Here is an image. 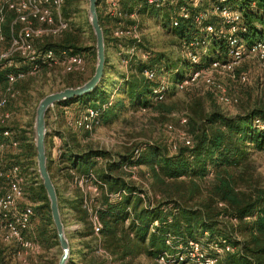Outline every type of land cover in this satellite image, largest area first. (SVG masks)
<instances>
[{
  "label": "trees",
  "instance_id": "trees-1",
  "mask_svg": "<svg viewBox=\"0 0 264 264\" xmlns=\"http://www.w3.org/2000/svg\"><path fill=\"white\" fill-rule=\"evenodd\" d=\"M117 1L122 17L111 16L107 12L106 0L98 2L99 21L104 30L106 44V65L100 86L91 93L60 102L55 107L67 109L71 105L80 104L82 109L75 115L79 116L87 109H95L107 103L116 89L115 87L105 90L106 84L113 82L111 80L115 73V67L109 63L107 53L110 48L118 51L121 43L128 46L133 44L131 39L121 40L115 37L114 29L120 24L126 27L135 24L136 20L130 18L133 13L140 16L150 13L159 14L163 11L147 5V0ZM212 1L203 0L196 8L191 6L192 18L199 12L210 9L213 6ZM183 4L187 3L181 0L179 5ZM228 4L233 10H238L242 14L246 32L241 31L240 36L247 46L250 47L258 41L264 42V33L258 31L254 25V22L264 23V0H229ZM172 10H168V15L163 21L168 30L177 34L180 44L198 34L193 19L180 20L178 27H171ZM11 20L12 18L9 17L5 24L7 35H9ZM215 21L216 19L213 18V22ZM138 22L141 30L140 20ZM50 38L53 37H48L37 45L42 49H52L58 54L68 51L85 58L83 53L87 51V48L83 46L80 37L74 33L66 30L59 36L60 39L56 43H49ZM140 46L145 49L144 40ZM221 48L224 51L223 45ZM148 53L150 56L146 62L138 61L131 64L128 73L121 75L123 82L114 96V104L101 117L102 125L128 109L126 100L130 107L135 109L147 107L151 110L157 107L162 112L173 110L172 105L164 102L176 92L164 102L154 105L152 89L156 81L145 79L142 75L143 70L164 66L166 72L172 73L177 79L191 65L182 58L183 65L173 70L160 62L161 59L153 53ZM94 55L97 58L96 51ZM17 60L20 64L22 63L21 59ZM120 61L123 64L122 57ZM29 68L30 66L25 64L20 70L28 71ZM48 68L52 67L44 66L41 70ZM8 71L0 67L1 93L8 85ZM86 72L69 74L85 75ZM90 78L78 80L77 85H82ZM20 81L15 84L19 94L17 84ZM68 86L76 87L70 80ZM257 87L256 95L249 91L248 98L235 94L238 98L236 113L226 112L213 93L205 92L201 95L192 88L186 89L187 98L184 108L187 122L183 128L189 136L190 144L179 141L176 151H173L170 140L165 139L159 143H148L144 147L142 144H132L114 155L109 150L86 143V139L90 136L88 131L74 129L67 134L64 131L60 132L59 135L64 137L66 134L67 139L62 144L61 153L56 159H50L48 155V170L54 184L55 179L60 177L67 188L74 192L73 199L62 200L60 190L55 185L60 209H63V205L70 207L75 222L82 225V228L76 230L74 235L86 239L84 248L87 250L83 261L74 262L70 259L68 264H99L95 253L99 246V239L101 248L114 261L122 264H137L138 259L144 258L147 264H159L158 256L170 249L167 244L169 235L184 240L226 239L236 250L234 253H227L223 257L222 264H264V178L258 172L253 157L255 153L264 154V73H260ZM63 114L66 115V111ZM257 119L262 122L259 127L255 126ZM1 129H10L13 137L18 140L8 124ZM19 131L21 141L18 140L19 152L14 155L16 162L0 167L9 168L19 165L18 162L21 161L24 162V169L20 165L23 171L32 175L31 182L26 187V193L31 202L37 204L34 210L40 215L35 226V241L44 250H48L59 246L57 231L40 176L38 172L37 174L35 171L31 172L33 169L31 167L36 165L35 143L29 138L27 130L19 129ZM32 133L34 135V130ZM139 148H142L140 155L133 161L135 150ZM100 160H106V162L100 163ZM131 163L139 166L137 174L140 181L146 184L145 189H142L143 183L134 180L132 174L124 171V165ZM53 165L56 167V176L53 173ZM90 171L97 173L99 178L107 184L109 191L124 189L128 193L122 201L112 203L105 191H102L98 210L103 224L100 237L93 233L88 214L83 208L81 192L72 187L75 175L88 174ZM141 191L146 194L145 200L139 196ZM156 221L158 225L154 226ZM3 242L0 241V264H11L15 253ZM33 262L42 264L36 260ZM57 263L58 261H53L50 264Z\"/></svg>",
  "mask_w": 264,
  "mask_h": 264
},
{
  "label": "built area",
  "instance_id": "built-area-1",
  "mask_svg": "<svg viewBox=\"0 0 264 264\" xmlns=\"http://www.w3.org/2000/svg\"><path fill=\"white\" fill-rule=\"evenodd\" d=\"M67 0H0V67L9 70L7 73L8 85L0 94V159L7 147L17 149L20 142L13 137L10 129H1L6 126L12 118V113L7 111L8 104L16 99L19 92L15 84L25 79L28 75H34L42 67H53L62 65L66 73H85L87 65L85 58L80 54L63 51L58 54L52 49L39 47L35 40L44 42L48 37L60 36L69 29V22L64 16V6ZM187 4L179 5L181 0H147L146 3L152 8H173L171 13V27H178L180 20H194L198 34L189 41L181 43L182 58L191 65L184 70L181 77L172 79L166 72V67H152L143 70V77L149 81H156L152 89V101L154 105L164 102L172 93L184 91L188 88H204V92L213 93L221 105H235L238 98L230 91L227 84L222 82L221 77L227 75L233 82L241 85L250 83L247 73L239 72L242 63L248 59H255L259 70L264 73V42L258 41L247 46L240 36V32H246L243 25L241 12L233 10L229 0H213L210 9L199 12L192 18L191 6L199 7L203 0H183ZM117 0H106V10L111 16L122 17ZM11 17L9 24V35L5 31L7 19ZM136 23L126 27L122 24L114 29V36L123 40L131 39V46L120 44L119 55L123 58V65L128 69L131 64L138 61L146 62L150 54L140 44L143 41L139 27V16L137 13L130 15ZM213 18L216 19L213 22ZM224 46V51L221 48ZM2 47V48H1ZM17 59L30 66L28 71L18 68ZM206 59V60H204ZM19 69V70H18ZM123 82V81H121ZM122 84V83H121ZM121 86V85H120ZM119 86L116 87L118 91ZM114 95L107 103L98 108L87 109L67 120L68 124L75 130L92 132L102 126L101 117L103 113L114 104ZM140 112H147L150 108L142 107ZM66 114L67 111H66ZM187 119H180V126L184 127ZM261 120L255 121V126H261ZM168 131H173V151L178 148V142L190 144V139L183 128L178 130L174 125L165 126ZM178 130V133H177ZM152 143V142H150ZM148 144V143H147ZM146 144V145H147ZM145 145V146H146ZM62 144L57 146V156L61 153ZM143 146V145H142ZM144 147V146H143ZM142 147V148H143ZM135 150L133 161L140 155L141 149ZM106 160H100L105 163ZM124 171L132 174V178L140 181L137 174L139 166L125 164ZM33 171V169H31ZM27 173L20 165L9 168L0 167V238L7 243L15 242L21 248L18 252L23 262L27 261L30 253L38 252L40 244L29 238L28 233L32 226L35 210L33 204L24 208L19 203L26 198V187L28 183ZM145 189L147 186L144 182ZM72 187L79 189L83 197V208L88 214L94 235L100 237L103 224L99 218V199L104 190L109 201L120 202L128 194L126 190L109 191L105 184L95 173L75 175ZM139 196L146 199L145 192H139ZM222 205V204H221ZM129 223V220H127ZM156 221L154 226H157ZM98 251L103 253L108 260L113 258L105 252L99 239ZM167 244L170 249L162 252L157 261L159 264H222L223 257L227 253H234L236 248L226 239H181L169 235ZM236 264V263H227Z\"/></svg>",
  "mask_w": 264,
  "mask_h": 264
},
{
  "label": "rangeland",
  "instance_id": "rangeland-1",
  "mask_svg": "<svg viewBox=\"0 0 264 264\" xmlns=\"http://www.w3.org/2000/svg\"><path fill=\"white\" fill-rule=\"evenodd\" d=\"M89 6L90 0H67L64 6V16L69 22L68 32L79 36L80 40L83 41V46L87 48V51L83 53L85 55L87 65L86 74H69L64 71V67L62 65H55L52 68L41 70L34 75H29L27 78L20 81L17 84L20 94L17 99L12 100L6 108L7 111L12 113V118L9 121L8 126L14 131V135L19 141H21V133L19 129H25L28 131L29 138L35 143V129H33V124H35L38 104L43 96L68 88L69 80L76 86H79L77 85L78 80L82 78H90L93 75L97 65V58L94 55V51L97 52V48L94 49V47H96V36L90 22ZM167 13L168 10H163L162 12H159V14H143L140 15L138 19L141 22V33L145 43V49L160 58V62L174 70L179 65H183L182 48L177 34L165 27L166 24L163 19L168 15ZM254 25L258 31L264 33V23L260 24L259 22H254ZM58 39H60L59 36L53 37L50 38L48 42L56 43ZM35 43L38 44L39 41L35 40ZM115 52L120 60L121 57L119 52L117 50H115ZM112 65L115 67V64ZM238 71L247 73L250 76L249 84L241 85L233 82L227 75H223L221 77L222 82L229 86L233 94L238 93L244 98H248V92L250 91L253 95H256L258 77L261 73L257 61L252 58L246 59L239 67ZM169 76L172 79H175L172 73H169ZM114 83L116 82L113 81L112 83L106 84L105 90H109L110 88L113 89ZM121 83L117 84V87H120ZM192 89L196 90L195 92L201 95L205 94L204 88L202 87ZM116 92L117 90L115 89L113 94L114 96ZM186 98L187 92L185 90L177 92L164 102L167 105H172L174 107L171 112H162V110H159L156 107L145 113L140 112L139 109L130 107L128 101L126 100L125 103L128 109L120 112L118 117L112 121L106 124L103 123L102 126L90 132V136L86 139V143L92 144L97 148L109 150L115 155L118 152L124 151L126 147H129L132 144H142L145 146L150 142L159 143L165 139L169 141L175 136V134L173 131H168L165 126L172 124L180 131L183 129V127L180 126L179 120L185 117L184 103ZM223 108L228 113H236L237 104L223 105ZM65 109L53 107L48 112V125L50 124V127L52 126L57 129L58 132L56 131V134H59L62 131L67 134L68 132L74 130L68 124L67 120L78 114L82 107L80 104H74L66 110ZM64 111H67V116L63 114ZM48 125L47 130H49ZM33 130L34 135L32 133ZM55 143L56 145L52 142L51 149L55 147V153H57L56 146L62 143V140L57 137L55 138ZM18 152V149H8L3 156V160L0 161V166L15 163L16 160L14 155ZM55 153L52 155V153H49L47 149V157L49 155L50 159H54ZM253 157L255 159L258 172L264 178V154L255 153ZM18 163L24 169V162L19 161ZM31 168H33V171L37 174V157L35 167ZM53 173L56 176V167L54 165ZM27 176L28 181H30V179H32V175L27 173ZM62 181L63 180L60 179V177L55 179V185L61 191V196L63 194L64 197H69L74 194L73 191H70L67 188L66 183ZM28 204H33L34 207L37 206V204L31 202L29 195H27L26 198L19 203V207L24 208ZM61 213L67 237L70 240L71 251H73L71 242L74 239V233L72 232V227L77 223L74 220L72 210L67 205H63ZM39 217V212L36 211L35 217H33L31 229L28 233L29 238L32 240H35V226ZM0 241L3 242L1 238ZM3 244L11 248L15 253L11 264H35L33 260L42 264H50L53 261H58L61 256L60 246H56L48 250H44L42 246H40V250L38 252L30 253L27 257V261L23 262L18 255V252L21 251L18 244L15 242H3ZM95 253L98 257L99 264H122L119 261L108 260L106 256L98 250ZM146 262V259L142 258L138 259V262L136 263L147 264Z\"/></svg>",
  "mask_w": 264,
  "mask_h": 264
},
{
  "label": "water",
  "instance_id": "water-1",
  "mask_svg": "<svg viewBox=\"0 0 264 264\" xmlns=\"http://www.w3.org/2000/svg\"><path fill=\"white\" fill-rule=\"evenodd\" d=\"M98 2L99 0H90L89 6L90 22L96 36L97 48V65L94 74L89 80L80 86L68 87L64 90L53 92L44 96L40 100L36 110L34 141L37 150L38 173L49 199L51 216L57 231L59 246L61 248V256L57 264L69 263L71 259V245L63 222L57 189L48 170L46 145L48 136L47 113L51 108L55 107V105L60 102L82 97L93 92L100 86L103 80L106 65V44L104 30L99 21L97 10Z\"/></svg>",
  "mask_w": 264,
  "mask_h": 264
},
{
  "label": "crops",
  "instance_id": "crops-1",
  "mask_svg": "<svg viewBox=\"0 0 264 264\" xmlns=\"http://www.w3.org/2000/svg\"><path fill=\"white\" fill-rule=\"evenodd\" d=\"M107 54H108L109 63L111 65L112 64H115V73H114V76L115 77L113 76V81L116 82V83H114V88H115V87H117V84L121 83L120 82V81H122L121 80V75H123L124 73L127 72V68L119 60V58H118V56H117L114 48H110ZM17 66H18V68H21V67H24L25 64L24 63H21V64H18ZM111 89L112 88H110L109 90H111ZM48 126H49V130H48V136H47V149H48L49 153H52V155H53L55 153V147H53L51 149V144L53 142L54 145H56L55 138L58 137L60 140H62V143H60V144H63L65 142V140L67 139V137H66V134H64L65 135L64 137L63 136H60L59 134H56L57 129L55 127H52V126L50 127V124ZM10 148L11 149H15V148H12V147H7L5 153ZM56 148H57V146H56ZM3 156L0 159V161L3 160V158H4ZM54 156H55L54 159H56L58 157L57 156V153H55ZM60 193H61V191H60ZM61 198H62V200H64V198L73 199L74 198V194H72L69 197H64V195L62 194ZM81 228H82V225L79 224V223H77L76 225H74L72 227V232L75 233L76 230L81 229ZM74 236H75V238L71 242L72 243V247H73L72 248L73 249V251H72L73 252V255L71 256V259L74 262H80V261H83L84 260V257H85L86 251H87L84 248V242L86 241V239L79 238L77 235H74Z\"/></svg>",
  "mask_w": 264,
  "mask_h": 264
}]
</instances>
